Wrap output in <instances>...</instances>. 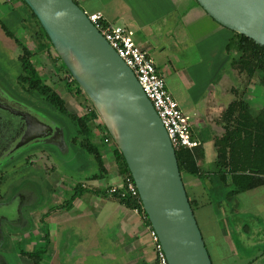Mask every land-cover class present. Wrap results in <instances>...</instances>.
<instances>
[{
	"label": "rangeland",
	"instance_id": "374dc122",
	"mask_svg": "<svg viewBox=\"0 0 264 264\" xmlns=\"http://www.w3.org/2000/svg\"><path fill=\"white\" fill-rule=\"evenodd\" d=\"M84 1L81 0L79 4L87 13L94 11L96 8L104 9L109 4H112L113 7L120 3L119 0H88L92 6H98L93 8ZM0 20L2 21L0 22V72L6 76L7 81L12 86L19 87L17 79L23 72L20 56L25 53L23 47L26 46L31 52L30 60L41 74L44 82L65 99L66 106L70 112L87 118L92 131L91 137L97 143L101 152L106 150L109 153L115 150L117 144L114 139L110 143H105L104 141L105 136L110 133L103 128L104 123L101 116L98 113L97 116L93 114L96 109L92 101L84 92L77 95L75 91H71L67 87L66 78H72L66 68L63 67V60L58 59V52L53 46L51 39L44 35L39 22L32 15L26 4L22 0H0ZM115 23L124 25L123 20H117ZM1 25L5 26L6 32ZM17 38L20 43L15 40ZM232 45L234 54L233 65L235 74L239 78L234 99L244 100L249 103V111H258L264 106V85L261 82L262 72L256 70L251 75L247 71H240V66L238 65L240 52L236 51L234 44ZM150 55L152 57L154 53L151 52ZM25 95L35 104L34 107L25 103L29 107L41 113H44L43 110L47 109L51 114L53 113L57 116V122L61 125L65 138L62 145L66 149H62L54 142L56 144H47L41 150V152L46 150V154L50 155L48 160L45 158L47 155L39 159L35 158L36 155H31L34 161L30 158L27 163V160L23 159L20 163L25 164L21 167L20 172H8L4 177L0 191L5 201L19 190L17 189L19 186L14 187L16 182L20 181L26 184L27 187H25L30 188L34 196L32 204L25 203L27 206L24 211H27V207L38 208L45 206L44 209L36 214L35 218L39 220L40 216L49 210V207H52L56 201L59 205L66 203L67 199L74 194L76 184L82 181H92L88 180V177L95 172H101V169L98 166L95 155L88 148L81 145V141L85 136L79 131V125L70 116L60 112L47 101L45 96L39 93L27 94L25 92ZM187 113L191 120L194 114L192 112ZM192 129L199 135L197 127L195 128L192 125ZM58 143L60 144L59 141ZM37 146L42 147L41 145ZM213 147L212 145L206 149L211 150ZM31 148L32 146L27 148V150ZM38 152L41 153L40 151ZM212 153H214L212 155L213 158L217 160L216 151L212 150ZM215 167L218 170L217 165ZM105 172H107V168ZM188 177V173L183 171V178L187 182H189ZM56 183L59 187L57 190L55 189ZM224 187L226 191L227 187ZM186 189L187 191L189 190L188 194L190 196L192 193L191 188L186 187ZM219 190H221V186H217V191ZM218 194L220 192L217 194L214 192L215 196ZM108 195L110 196L109 199L101 194L94 195L93 199L95 201L92 203L93 205L105 203V210L107 213L110 211L105 222H103V212L101 210L104 208H98L95 205V208L90 209V213L81 212V209L80 211H78L79 209L73 211L74 218L70 222L59 225L57 236L54 233L56 231L54 225H49L50 229H52V234L54 233L50 247L54 248L53 251L50 249L52 253L45 255L42 264H156L153 241L149 240V234L145 236L146 241L142 242L144 238H139L134 245L131 244L133 241L125 242L124 240L120 242L119 223L126 209H124L125 206L123 207L121 202L110 194ZM210 195H212V192H210ZM103 197L105 199H101ZM204 198L208 199L209 196H204ZM220 205H222V208H218L217 211L211 206L195 210V215L212 261L214 264H243L244 261L239 258L228 256L231 253V248L227 241L220 240V235L223 233V228L224 230L230 229L232 225L233 229H230L233 230L231 235L240 257L245 254L253 255L257 253L258 247L246 243V240L241 238V233H245L242 232L241 228L248 226L252 229L253 233L247 234L246 238H253V234L257 236L264 230V220L262 218V215L264 217V186L237 195L234 201L231 199L229 201L225 200L223 195L221 204H218V206ZM250 211L256 214V217L249 214ZM226 216H229L228 222L230 226L225 223ZM20 224V222L8 221H4L1 224L0 264H34L31 259L21 256L20 248L23 246L21 240H18L17 236L10 235L11 232L14 233L18 230L22 232ZM44 230L45 228L43 227ZM44 247V242L38 246L41 249ZM31 248L32 246L28 247V249ZM261 248L263 247L259 249Z\"/></svg>",
	"mask_w": 264,
	"mask_h": 264
},
{
	"label": "water",
	"instance_id": "95a60500",
	"mask_svg": "<svg viewBox=\"0 0 264 264\" xmlns=\"http://www.w3.org/2000/svg\"><path fill=\"white\" fill-rule=\"evenodd\" d=\"M24 1L124 154L143 209L170 263L214 264L190 202L177 151L134 71L76 0ZM197 2L221 25L264 45V0ZM5 104L20 116L26 131L16 144L15 149H20L16 153L54 142L66 149L57 121L25 103ZM11 124L8 136L20 129L17 121Z\"/></svg>",
	"mask_w": 264,
	"mask_h": 264
},
{
	"label": "crops",
	"instance_id": "0c3cea01",
	"mask_svg": "<svg viewBox=\"0 0 264 264\" xmlns=\"http://www.w3.org/2000/svg\"><path fill=\"white\" fill-rule=\"evenodd\" d=\"M80 1L78 0V3ZM84 2L92 6L88 0ZM119 2L113 7L109 4L104 9L96 8L98 6L92 7L96 8L94 11L103 12L112 22L123 20L124 25L135 31L138 44L149 54L154 53L153 60L164 76L169 90L175 98H178L177 101L182 109L186 113L194 114L191 122L193 127L199 130V135L194 130L193 134L200 142L196 148L197 161L203 173L199 176L188 173L189 182L184 181L186 187L191 188L190 197L194 199L197 210L211 206L217 211L218 208H222V205L218 206V204H221L223 195L228 201L229 199L234 201L237 197V195L229 194L233 189L229 178L225 182L218 179L219 174L215 167L217 160L212 156L215 153H212V150H215L218 158L216 140L225 134L224 112L235 100L234 93L239 84L233 65L232 44L236 39V33L212 18L197 0H119ZM212 145L213 149H206ZM102 154L107 172H95L88 177V180L92 181L76 184L75 191L80 184L83 190L72 207L62 208L66 203L59 205L57 201L49 207L51 212L48 223L50 226L54 225L56 231L53 232L56 236L59 225L70 222L74 218L73 211L81 209V212L90 213V209L97 205L92 204L95 201L94 195L101 194L109 199L108 189L120 183L122 177L118 172L114 150L109 153L105 150ZM97 174L98 176L95 177ZM223 184L227 187L226 191ZM217 186H221V190L217 191ZM58 188L56 183L55 189ZM250 190L242 191L238 195ZM214 192L216 194L220 192V194L215 196ZM204 196L209 198L205 199ZM104 197L101 199H105ZM122 205L126 210L119 223L120 242L133 241L131 244L134 245L139 238H144L142 242L146 241L145 236L149 234L148 224L136 209ZM97 206L104 208L105 203ZM101 210L102 219L105 222L110 211L107 213L105 208ZM249 214L256 217L252 211ZM262 218L264 220L263 215ZM228 220L229 216H226L225 223L230 226ZM230 229H233L232 225ZM241 229L245 232L241 233V238L245 239L246 243L258 247L257 253L240 257L233 236L223 228L220 240L227 241L230 246L231 253L228 256L239 258L244 261L243 264H264V230L257 236L253 234V238L251 236L246 238L247 234L253 233L252 229L248 226ZM50 231L52 239L54 233L52 234V229ZM149 240H151L150 235ZM259 245H263L260 246L263 248L259 249Z\"/></svg>",
	"mask_w": 264,
	"mask_h": 264
},
{
	"label": "trees",
	"instance_id": "16d2710c",
	"mask_svg": "<svg viewBox=\"0 0 264 264\" xmlns=\"http://www.w3.org/2000/svg\"><path fill=\"white\" fill-rule=\"evenodd\" d=\"M22 1L39 22L44 35L50 39L31 7L24 0ZM0 22L2 21L0 20ZM1 26L6 32L5 26ZM235 33L236 39L233 44L236 47V51L240 52L238 60L240 71H247L251 75L254 74L256 70L262 72L261 82L264 85V45L259 44L243 34ZM15 40L20 43L18 38ZM23 51L25 53L20 56L23 67V81L28 84L30 91L36 90L39 94L49 99L54 107L72 117L74 122L79 125V131L85 136L81 141V145L88 148V150L95 155L101 173L105 172L106 166L103 154L97 143H95L91 137L92 131L87 118L77 116L69 111L65 99L50 85L44 82L41 74L30 60L31 52L29 49L25 46L23 47ZM58 59L62 60L60 56H58ZM63 67L66 68L72 78L71 81H66L69 90L75 91L77 95L82 94V88L73 78L64 62ZM248 104L249 103L244 100H234L229 104L224 112V120L226 121L225 134L216 140L218 152L216 165L218 167L219 179L223 182H225L227 178L231 180L233 189L230 190V196H236L242 191L264 185V106L258 111L251 112L248 110ZM93 114L97 116L96 110L93 111ZM103 128L107 130L105 125H103ZM196 148L193 150L188 148L177 150V158L182 173L186 171L192 176H199L203 173L198 165V152ZM115 161L120 176L123 179L130 177L134 180L125 156L118 147L115 149ZM97 176L98 174L95 175V177ZM82 190L83 188L80 184L72 197L66 201V204L62 208L72 207L74 199L80 195ZM114 198L129 208L137 209L144 221L150 225L149 217L143 209V204L139 197L133 198L127 196L126 198L119 199L118 196H114ZM189 198L194 210H196L194 199L190 196ZM45 252L46 248H43L40 254L30 252V255L41 259Z\"/></svg>",
	"mask_w": 264,
	"mask_h": 264
},
{
	"label": "built area",
	"instance_id": "2783aa9c",
	"mask_svg": "<svg viewBox=\"0 0 264 264\" xmlns=\"http://www.w3.org/2000/svg\"><path fill=\"white\" fill-rule=\"evenodd\" d=\"M87 14L90 21L134 71L144 92L152 101L176 151L181 148L193 150L199 146L200 142L193 134L192 122L188 114L169 90L164 76L151 55L138 44L135 31L126 25L112 22L101 11ZM104 141L110 143L113 137L108 134ZM108 194L113 197L118 196L119 199L131 196L139 197L141 200L138 187L130 177L122 178L120 183L111 186ZM148 230L153 241L156 264H171L156 231L152 226H148Z\"/></svg>",
	"mask_w": 264,
	"mask_h": 264
},
{
	"label": "flooded vegetation",
	"instance_id": "af4514ba",
	"mask_svg": "<svg viewBox=\"0 0 264 264\" xmlns=\"http://www.w3.org/2000/svg\"><path fill=\"white\" fill-rule=\"evenodd\" d=\"M22 75L23 72L17 79L19 87H15L12 86V84L7 81L6 76L0 72V188L3 183L4 177L6 176V174H8V172H20L21 167H23V165L25 164V163L21 164L20 161L24 159L25 161L27 160L26 161L27 163L30 158L31 159L33 158L31 157V155L32 156L36 155L35 158L37 159L43 158V156L45 157V155H47L45 152L46 150L43 149L44 152L43 151L41 152L43 147H38L37 145L32 146L30 150L26 149L19 153H16L17 151L20 150L18 148L15 149L16 144L18 141L23 139L26 131H24L23 121L21 120L20 116H18V114L16 113H12L9 110H7L4 107V105H6L5 103L8 104L27 103L35 107V104L28 99L27 95H25V92L27 94L38 93L36 90L30 91L28 84L25 81H23ZM67 80L71 81L72 79L66 78V81ZM47 101L50 102L49 99H47ZM43 112L46 113L50 118L57 121V116H55L53 113L52 115L50 111H48L47 109L43 110ZM64 114L68 115L66 113ZM16 121L19 123L20 129L13 135L8 136L11 129L9 127L12 126L11 123ZM38 151H40L41 153H39ZM114 157H115V150H114ZM45 158L48 160L50 158V155H47ZM32 161L34 160L32 159ZM14 185H15L14 187L19 186L17 188L19 190L16 191L17 193L15 195H12L10 199H6L4 201L3 198L4 196L1 195V191H0V229H1V224L4 221L17 222V223L20 222L21 223L20 230H22V232L18 230L15 231L14 233L11 232L10 235L17 236L19 238L18 240H21V242L23 243V246L20 248L21 256H23L24 258L27 257L31 259L34 264H42L45 255L48 253L49 254L52 253L50 252V249H52V247H50L52 243L51 231L48 223V218H49L48 216L51 211L50 209L47 210L40 216L39 220H36L35 218L36 214L40 210L44 209L45 206L38 208L27 207V211H24V208L27 206L25 205V203L32 204L34 193L30 188L29 189L26 188L27 185L24 184L23 182L18 181ZM78 197H80V195H78L76 198ZM43 227L45 228L44 231H43ZM226 230L230 232V234L233 231V230L231 231L230 229H226ZM1 235L2 233L0 230V238ZM43 242L45 244L44 248H46V252L44 253L43 257L41 259H38L37 257L31 256L30 252L40 254V251L42 249L38 248V246H40V244ZM29 246L30 247L32 246V248L28 249Z\"/></svg>",
	"mask_w": 264,
	"mask_h": 264
},
{
	"label": "bare ground",
	"instance_id": "6f19581e",
	"mask_svg": "<svg viewBox=\"0 0 264 264\" xmlns=\"http://www.w3.org/2000/svg\"><path fill=\"white\" fill-rule=\"evenodd\" d=\"M109 121H110V123H113L111 119Z\"/></svg>",
	"mask_w": 264,
	"mask_h": 264
}]
</instances>
